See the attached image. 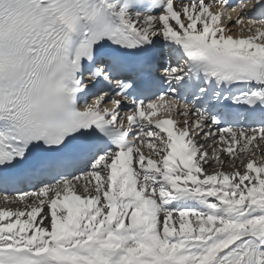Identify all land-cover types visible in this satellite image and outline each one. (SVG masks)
I'll return each mask as SVG.
<instances>
[{"label": "snow or ice", "instance_id": "obj_1", "mask_svg": "<svg viewBox=\"0 0 264 264\" xmlns=\"http://www.w3.org/2000/svg\"><path fill=\"white\" fill-rule=\"evenodd\" d=\"M0 200V264H264V0H0Z\"/></svg>", "mask_w": 264, "mask_h": 264}, {"label": "bare ground", "instance_id": "obj_2", "mask_svg": "<svg viewBox=\"0 0 264 264\" xmlns=\"http://www.w3.org/2000/svg\"><path fill=\"white\" fill-rule=\"evenodd\" d=\"M231 170L230 168H226L225 171H229ZM0 206H4V202L2 200H0ZM13 207H15V205H11Z\"/></svg>", "mask_w": 264, "mask_h": 264}]
</instances>
